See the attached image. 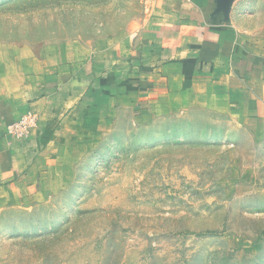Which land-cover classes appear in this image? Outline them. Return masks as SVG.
I'll use <instances>...</instances> for the list:
<instances>
[{
    "label": "rangeland",
    "instance_id": "374dc122",
    "mask_svg": "<svg viewBox=\"0 0 264 264\" xmlns=\"http://www.w3.org/2000/svg\"><path fill=\"white\" fill-rule=\"evenodd\" d=\"M150 3L0 0V81L102 54ZM244 8L248 36L264 37V0ZM91 91L28 187L0 195V264H264V114Z\"/></svg>",
    "mask_w": 264,
    "mask_h": 264
},
{
    "label": "crops",
    "instance_id": "0c3cea01",
    "mask_svg": "<svg viewBox=\"0 0 264 264\" xmlns=\"http://www.w3.org/2000/svg\"><path fill=\"white\" fill-rule=\"evenodd\" d=\"M252 1L151 0L136 29L102 54L81 49L2 79L0 195L28 187L62 121L77 122L80 110L92 109L99 81L110 92H166L183 106L264 114V37L246 32L256 14L244 7ZM27 114L34 117L28 133L8 134L7 125Z\"/></svg>",
    "mask_w": 264,
    "mask_h": 264
},
{
    "label": "built area",
    "instance_id": "2783aa9c",
    "mask_svg": "<svg viewBox=\"0 0 264 264\" xmlns=\"http://www.w3.org/2000/svg\"><path fill=\"white\" fill-rule=\"evenodd\" d=\"M34 124L33 115L27 114L21 116L16 121H13L7 125V132L14 137H22L26 135L30 127Z\"/></svg>",
    "mask_w": 264,
    "mask_h": 264
},
{
    "label": "trees",
    "instance_id": "16d2710c",
    "mask_svg": "<svg viewBox=\"0 0 264 264\" xmlns=\"http://www.w3.org/2000/svg\"><path fill=\"white\" fill-rule=\"evenodd\" d=\"M127 88H130V87H127Z\"/></svg>",
    "mask_w": 264,
    "mask_h": 264
}]
</instances>
